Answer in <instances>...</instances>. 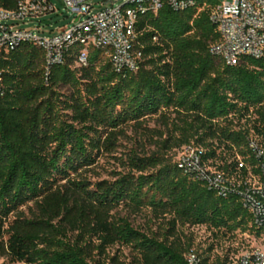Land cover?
Here are the masks:
<instances>
[{"label":"trees","instance_id":"16d2710c","mask_svg":"<svg viewBox=\"0 0 264 264\" xmlns=\"http://www.w3.org/2000/svg\"><path fill=\"white\" fill-rule=\"evenodd\" d=\"M21 1L0 0V9L16 10ZM194 1L184 11L165 6L139 15L131 50L141 53L137 72L117 73L98 49L78 67L80 45L49 73L45 52L32 43L0 51V238L10 263L188 264L192 240L180 228L264 236L240 195L219 196L170 155L203 148L204 160L232 177L237 156L257 163L248 136L264 147V56L235 66L214 56L220 35L211 16L220 0ZM155 116L166 132L147 129L154 152H132L112 181L86 176L116 150L126 126ZM122 205L150 210L165 226L142 232L115 217ZM117 245L135 256L110 255Z\"/></svg>","mask_w":264,"mask_h":264},{"label":"built area","instance_id":"2783aa9c","mask_svg":"<svg viewBox=\"0 0 264 264\" xmlns=\"http://www.w3.org/2000/svg\"><path fill=\"white\" fill-rule=\"evenodd\" d=\"M74 20L71 24L45 36L46 27L35 21L58 14L54 0H25L16 10L0 9V51L15 50L21 43H32L46 55V71L65 62L66 53L75 45L82 50L76 65L86 67L91 49L105 52L117 73L137 72L141 53L131 52L136 37L139 15L148 11L157 14L165 6L184 11L195 5L194 0H128L121 6L107 0H63ZM211 21L217 26L220 40L211 53L227 65L235 66L242 57L264 56V0H220L213 9ZM52 28V26H51ZM3 77L0 70V96ZM248 150L256 165L246 164L237 156L236 175L229 177L206 162L205 150L194 145L181 149L178 168L190 177L206 183L219 196L236 193L252 214L258 228H264V147L258 138H247ZM246 172V175L243 174ZM188 264H203L195 251L186 255ZM224 264H264V247H251L240 256L229 257Z\"/></svg>","mask_w":264,"mask_h":264},{"label":"rangeland","instance_id":"374dc122","mask_svg":"<svg viewBox=\"0 0 264 264\" xmlns=\"http://www.w3.org/2000/svg\"><path fill=\"white\" fill-rule=\"evenodd\" d=\"M57 4L58 14H53L46 18H43L40 22L35 21L34 24L46 27L48 30L44 33L45 36H50L49 30H58L60 27L69 25L74 20L69 16L63 0H54ZM116 3V6L125 4L128 0H107ZM230 1V0H223ZM166 132L162 121L157 116L148 119L142 127H135L128 125L125 127V135L120 138L119 145L113 153L104 154L97 162L96 166L90 172L86 173V176L92 181L115 179L117 174L125 173L126 160L132 152L151 154L155 150V146L152 144V140L149 139L148 130ZM155 139H157L156 134ZM180 149L173 150L170 154L174 156V160L177 161L180 155ZM113 214L117 218L128 219L133 226L142 231L149 232L153 230L158 231L160 227L165 226L162 219L156 221L153 218L150 210L143 209L139 213H132L128 207L122 205L116 209ZM13 218L9 220L11 222ZM5 224L4 228H7ZM180 233L186 237V239L192 240V251L206 255L210 257V262L216 264L218 260L229 258L233 256H240L244 251L251 247H264V236L256 237L252 233L241 234L238 232L235 236L223 235L214 231L208 230L206 227H185L180 228ZM184 238V237H183ZM6 239V238H5ZM185 239V238H184ZM2 241L0 238V264H12L8 258L4 256L2 251ZM212 247V251L208 252V249ZM110 255L118 254L123 260L130 261L135 252L130 247L117 245L109 250ZM24 264V263H13Z\"/></svg>","mask_w":264,"mask_h":264}]
</instances>
